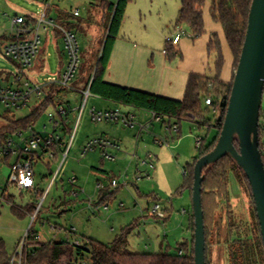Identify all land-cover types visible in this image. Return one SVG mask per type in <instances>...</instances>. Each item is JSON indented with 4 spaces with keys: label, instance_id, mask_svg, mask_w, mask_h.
<instances>
[{
    "label": "rangeland",
    "instance_id": "obj_1",
    "mask_svg": "<svg viewBox=\"0 0 264 264\" xmlns=\"http://www.w3.org/2000/svg\"><path fill=\"white\" fill-rule=\"evenodd\" d=\"M180 7L181 0H132L127 9L123 32L132 34L139 42L140 39L145 40L150 37L149 41L152 44L158 45L161 49L166 48V37L173 32ZM78 8L81 11V16L68 15ZM89 8L90 0H0V38L4 34L11 35V20L14 16L35 17L43 11H47L58 22L55 23L58 27L54 29L61 36V27L69 28L70 25L69 21H60L61 23H59L61 12H64L62 15H68L69 17L66 16V18L73 22L83 20L82 26L86 29L90 24L86 20ZM206 14H209L208 9ZM96 19V17L91 19L92 27L99 24ZM105 26L103 36L99 41L92 39L93 32L91 31L88 33L87 30H84L86 35H80L82 67L71 83V88H63L59 84H55V88L60 89V92L55 91L53 95L56 102L70 103L73 108L68 120L72 133L63 135L64 150L67 149L73 133L74 140L60 169L63 156L51 159L46 155L42 161L35 165L38 194L26 190L20 193L19 189L11 186L6 192L13 196V201L0 200V239L4 240L6 250L11 258L16 251L23 249L22 264H25V251L30 245L32 234L39 235L41 242L67 241L75 243L78 240L81 245H84L87 239L91 238L104 244H111L124 229L130 226L131 230L127 235V248L139 253H159L168 249L171 252H178V244L185 242L184 238L188 235L187 224L189 212L192 210V198L189 190H183L182 193H178V191L184 183L185 172L190 170L189 165L199 155L196 138L207 137L208 141H211L215 130L206 127L200 129L193 121L185 119L182 121L181 135H175L176 132L170 135L171 132L164 127L162 129L160 123L154 122L152 130L144 131L142 137L139 138L137 137L139 125L150 121L152 115L146 119L136 118L137 125L135 127L121 123L95 122L91 118L90 109L93 104H97L100 109L103 106L96 102V96L91 93L85 110L80 115V108L86 97L82 91L88 86V84L86 85L88 78L86 68L88 62L96 63V56L105 35ZM168 26H171L172 29ZM41 45L44 50L42 53L40 49L39 55L46 59L43 74L56 73L60 75L61 62H65L67 59L63 53L62 39L55 41L52 37L47 40L42 35ZM216 59L217 52H214L211 54L208 73L205 74L211 78H214L218 73ZM0 70L13 73L16 70L13 61L5 57L4 47L0 51ZM51 87L52 85L47 86V90ZM107 100L106 106L114 105L112 100ZM38 103H40L38 97H33L29 105L21 109L7 107L0 103V129L8 127L16 119L28 115L33 110V106ZM204 108L207 107L204 106ZM206 114L214 119L212 109L209 112L206 111ZM45 118L46 115H43L36 124L37 130L42 129ZM28 134V132H24V137ZM102 136L107 139L122 140L121 148L114 147L117 152H113V147H109L112 151L109 153L114 158H105L98 147L84 153V146L89 140ZM155 138H170V142L159 145L155 143ZM15 139L20 141L21 137ZM149 154H152L155 168L150 167ZM2 168L0 169V188H5L7 177L6 171ZM148 174L150 177L147 176ZM113 179H117L119 185L113 186ZM232 179L230 193L234 198L232 202L234 211L239 212L237 218L230 213L232 207L229 199L224 201L220 209L212 216L211 208L217 203L207 195L208 223L212 228L213 220L218 219L219 216L227 217L226 214H228L231 216L228 222L238 223L242 231L251 232L255 218L251 211L252 203L249 192L246 187L243 190L238 182L235 183L234 176ZM49 186V193L45 198L41 212L34 221L32 232L27 234L32 216L28 214L21 217L15 214L12 211V205L26 207L32 203L39 204ZM1 192L0 190V195ZM155 204H160L162 209H168L170 218L161 219L152 216L150 210ZM24 240L25 246H23ZM89 257L87 252L86 259ZM10 264L19 263L10 261Z\"/></svg>",
    "mask_w": 264,
    "mask_h": 264
},
{
    "label": "trees",
    "instance_id": "obj_2",
    "mask_svg": "<svg viewBox=\"0 0 264 264\" xmlns=\"http://www.w3.org/2000/svg\"><path fill=\"white\" fill-rule=\"evenodd\" d=\"M132 0H117L102 2L105 11V37L96 56V63L88 62L86 71L88 78L86 85L91 82V94L99 95L103 98L113 100L125 106H131L157 113L164 118V123L180 125L185 120L193 121L198 128H213L215 135L211 141L203 137L201 145L198 147L199 155L189 165V172H185V180L179 188L178 193L189 190L192 198L194 185V167L197 160L214 149L221 134L226 113L228 110L230 95L233 86L234 72L238 66L242 47L245 41L248 28L249 13L253 0H181V7L176 19V26L186 25L192 37L200 38L206 32L205 12L208 9L213 22L222 27L227 45L229 46L234 58L233 73L231 81L225 82L220 74L223 68L225 57L222 50L221 40L218 35L213 33L209 51L217 52L216 66L218 73L214 78L205 74L192 73L189 77L184 97L180 100L172 99L138 89L123 87L104 79L107 64L110 59L111 51L116 39L121 31L126 11ZM27 22L33 27L37 23V17L26 16ZM74 17H78L75 16ZM81 20L71 22L69 29L78 32ZM15 39L12 35H2L0 38V51L4 44ZM172 43H167L166 49H171ZM91 54V53H90ZM14 63V62H13ZM82 67V66H81ZM14 77L13 72L0 70V81L10 82ZM53 86L48 89L47 96L40 104L35 105L33 110L26 116L16 119L11 125L0 129V135L14 132L17 129L25 128L27 125L39 121L50 107H55L58 102L54 98V93L60 92ZM56 89V90H55ZM211 98L212 103L207 104L206 99ZM206 106L207 110L204 108ZM214 114V119L206 114L210 111ZM194 115V118L190 116ZM67 131H71L69 123L65 125ZM179 134V132H178ZM180 135V134H179ZM259 141L260 150L264 162V96L260 112L259 121ZM239 148L238 141L235 142ZM204 180L202 183L203 210L205 215L206 230V264L210 261V245L212 228L208 223V213L206 196L216 202L212 206L211 214H215L224 201H230V180L234 176L239 185L245 190L247 188L251 203L252 214L255 224L252 231H242L238 223L230 221L229 226L235 235L228 239V259L230 264H264V245L260 232V225L256 214L255 201L252 195L251 185L243 169L229 155L224 156L216 163H213L203 170ZM7 187L4 191H7ZM39 193L38 191L36 192ZM6 201L12 202L13 196H8ZM231 204V202H230ZM219 206V207H218ZM36 203L27 205L25 208L16 204L12 205V211L23 217L26 214L32 215L35 211ZM166 212V211H165ZM231 213V212H230ZM230 217V215H228ZM223 219L219 216L218 222ZM213 222V221H212ZM189 229L192 232L190 242H181L177 246V251L171 252L170 249L159 253H139L127 248L128 238L131 227L124 229L111 244H104L94 239H87L84 245L65 241L41 242L33 236L30 237V245L25 251V264H195L194 255V230L195 217L193 208L189 212ZM211 224V223H210ZM32 232V230H30ZM32 246V247H31ZM90 257L86 259V253ZM11 256L8 254L5 242L0 239V264H10Z\"/></svg>",
    "mask_w": 264,
    "mask_h": 264
},
{
    "label": "built area",
    "instance_id": "obj_3",
    "mask_svg": "<svg viewBox=\"0 0 264 264\" xmlns=\"http://www.w3.org/2000/svg\"><path fill=\"white\" fill-rule=\"evenodd\" d=\"M73 14L79 16V9H76ZM49 27L56 28L58 26L54 21L48 18L46 11L40 13L34 27L27 22L24 15H16L12 18L11 29L12 36H14L15 39L6 42L3 47L5 57L14 62L16 70L11 83L4 80L0 81L1 104L15 109H21L28 106L33 97L40 98L41 103V101L47 96V86L49 85L56 86L55 84H59L63 88H71V83L75 80L77 73L82 66L80 40L78 33L73 29L61 27L63 51L67 56V61L64 69L60 72L61 74H52L43 79H38L31 73V69L38 58L41 49V32ZM182 35V32H180L174 36H167L166 42L177 44ZM164 52H166V49ZM90 86L91 82L88 84L87 89L82 91L86 97L83 106L80 108V115L83 114L88 97L91 93ZM206 103L211 104V98H207ZM71 111L70 103L65 104L60 102L55 107H50L45 112L44 115H46V118L41 130L35 128L36 124L39 122L37 121L27 125L25 128L0 135V167L5 165L9 168L6 181L7 188L10 185H15L20 193L24 190H30L36 193L38 190L35 182V165L37 162L42 161L46 155L51 159L58 158L62 155L63 158L61 161L62 163L59 166L60 169L70 152L74 140L73 133L67 149L64 150L65 139L63 135L69 133V131L66 130L65 125L68 124ZM150 112L152 113L151 120L139 125L137 137H142V133L148 131L154 122L163 123L169 132H180L179 125L164 123V118L155 112ZM90 115L92 120L98 123L113 122L121 123L130 127H135V125H137L133 113L123 112L119 108L98 110L95 107H92L90 109ZM190 116L194 118L193 114H190ZM24 132H28L29 134L24 137ZM70 132L72 133V130ZM16 137H21V140L17 141L15 139ZM202 140L203 137L201 136L196 138L197 148L201 145ZM169 142L168 139L164 138L155 139V143L159 145L169 144ZM97 147L102 150V154L105 158H114V156L108 154L107 148H120L116 143L105 137H97L86 143L84 146V153H88ZM148 158L150 160V167L155 168L152 155L149 154ZM147 176L150 177V174ZM112 185H119L118 180L113 179ZM0 189L2 190L4 188ZM49 190L50 186L46 190L41 202L36 205L35 211L31 215L32 222L27 234L33 229L34 221L42 210ZM1 193L3 194L0 195V200H6L9 195L3 191ZM150 214L161 219H164L167 216L165 210L161 208L160 204H155L150 210ZM34 237L36 240L40 241L39 235L36 234ZM75 244L80 245L81 242L77 240ZM23 246H25V240ZM22 251V248L20 251H16L11 258V261H18L19 264H22ZM178 253L182 254L183 251L178 250Z\"/></svg>",
    "mask_w": 264,
    "mask_h": 264
},
{
    "label": "crops",
    "instance_id": "obj_4",
    "mask_svg": "<svg viewBox=\"0 0 264 264\" xmlns=\"http://www.w3.org/2000/svg\"><path fill=\"white\" fill-rule=\"evenodd\" d=\"M104 1H108V0H90L89 15L86 18V20L89 21L90 24L88 23L89 25L86 27V29H84L82 26L84 21L81 20V24L77 32L79 38L81 34L86 35L84 33V30H87L88 33H90V31L93 32L92 39L94 40L99 41L101 36H103L104 25H105V11L103 10L102 2ZM109 1L117 2V0H109ZM73 12L69 13L68 15L72 16ZM46 13L50 20L54 21L55 23H58L55 19H53L49 15L47 11ZM62 14H64V12L63 13L61 12V15L59 16V23H61L60 21L62 22L69 21L70 23L73 22L69 20L68 18H66V16L69 17L68 15H62ZM79 16H81V11H80ZM35 17H38V15H36ZM94 17L97 18L96 21L99 23L98 24L99 26L96 25V27H92L93 24H91V19H93ZM123 25H124V22H123ZM123 25L119 33V36L113 45L110 59H109V62L107 64V68L105 71L104 79L107 82L120 85L123 87L138 89V90L153 93L156 95L180 100L184 97L187 83L192 73H197V74H207L208 73V70L210 68V59H211V52L209 51V44H210V40H211L213 33L217 34L219 39L221 40L222 50H223L224 57H225V62L221 70L220 77L225 82L230 81L232 77V73H233L234 58H233V55L231 53L229 46L226 43L222 27L219 24L213 22L210 14L207 15L205 12L206 32L200 38H197V39L192 37L191 31L186 25L177 27L175 24L173 28V32L170 33V35L168 36H174L180 32H182L183 35L177 44L172 43L170 50L166 48L161 49L158 45L156 46L152 44L151 41H149L150 37L146 38L145 40L140 39V42H139V40H136L137 38H134L132 34L130 35L126 31L123 32L125 28ZM168 27L172 29L171 26H168ZM10 34L12 35V33ZM42 35H44L47 40L51 39L52 37L55 41H59L62 39V36L58 32H56V30L53 27H49L43 30L41 32V38H42ZM80 47H81V44H80ZM165 49H166V52H164ZM41 50L43 53L44 47L42 45H41ZM63 53L64 55H66L64 51ZM45 60L46 59L44 58V56L39 55L34 63L33 68L31 69L32 75H34L38 79H43L44 77L48 76V75L43 74L45 71V66H46ZM66 61L67 59L65 60V62L64 61L61 62L59 72L64 69ZM94 96H96V99H97L96 102L100 106H103V108L100 109L98 108L97 104H93L92 107H95L98 110L119 108L123 112L133 113L135 115V119L136 118L146 119L149 117V115L150 117L152 115L150 111L131 107V106H125L113 100H112L113 101L112 103H114V105L106 106L107 101H108L106 98H103L95 94ZM71 110L73 111L72 105H71ZM107 123H110V122H107ZM158 123L161 124L160 126H162V129L163 127L165 129V126L163 123L161 122H158ZM180 124L181 125H179L180 126L179 134L181 135L183 131L182 122ZM153 126H154V123L152 124V126L150 127L148 131L152 130L151 128H153ZM172 134L173 132H171L170 135ZM179 134L178 132L175 133V135H179ZM102 137H105V136H102ZM172 138H175V136L174 137L172 136ZM110 140H112L114 143H116L121 148L120 144L122 140L120 141H118L117 139L116 140L110 139ZM110 148L109 149L107 148L108 153L109 151L110 153L112 151L117 152V150L114 149V147L112 151ZM1 168L6 171L5 175L7 177L8 172H9L8 166L2 165L0 169ZM155 172L157 173L158 170L156 169ZM35 182H36V179H35ZM231 182H233L232 176H231L230 183ZM236 182L237 181H235V183ZM11 186H15V185H10L7 189H9ZM1 191L6 192L4 191V189H2ZM27 191H30V190H27ZM233 199H234L233 196H231L230 202H231L232 208L230 209V212L233 215V217L236 216L237 218V215L239 212L234 211V204L232 203ZM22 208H25V207H22ZM164 210L166 211V214H167L166 219L170 218L171 215L168 209H164ZM226 215L227 217L226 216L223 217V219H221L219 222H218V219L213 220L212 222L213 234L211 236V245H210L211 264H230L229 259H228V241H229L228 239H231V236L235 235L234 233L235 231H232L230 229V226H229L230 221L228 222L229 216L228 214ZM189 224L190 223L188 221V224H187L188 225L187 227L188 235L186 238H184V240L187 242H190L192 240V236H191L192 232L189 229L190 227Z\"/></svg>",
    "mask_w": 264,
    "mask_h": 264
},
{
    "label": "water",
    "instance_id": "obj_5",
    "mask_svg": "<svg viewBox=\"0 0 264 264\" xmlns=\"http://www.w3.org/2000/svg\"><path fill=\"white\" fill-rule=\"evenodd\" d=\"M264 96V0H253L228 110L219 139L194 167L192 208L195 217V264H206V230L202 183L205 167L229 155L249 180L264 245V162L259 121ZM238 141L239 148L235 142Z\"/></svg>",
    "mask_w": 264,
    "mask_h": 264
}]
</instances>
